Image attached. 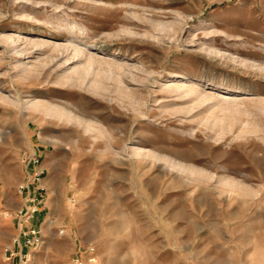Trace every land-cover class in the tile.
<instances>
[{
  "label": "rangeland",
  "instance_id": "374dc122",
  "mask_svg": "<svg viewBox=\"0 0 264 264\" xmlns=\"http://www.w3.org/2000/svg\"><path fill=\"white\" fill-rule=\"evenodd\" d=\"M76 258L264 264V0H0V264Z\"/></svg>",
  "mask_w": 264,
  "mask_h": 264
},
{
  "label": "built area",
  "instance_id": "2783aa9c",
  "mask_svg": "<svg viewBox=\"0 0 264 264\" xmlns=\"http://www.w3.org/2000/svg\"><path fill=\"white\" fill-rule=\"evenodd\" d=\"M26 159H28L29 164H31V166H33L35 169L32 168V173H30L32 177L28 180V182L22 183L20 185V191L24 192L26 189H28L30 191V194H32L31 185L33 183L40 182V179H41L42 174L44 173V170H40L36 168V166L40 164L41 162L40 156L37 153L27 156ZM36 189H43V188L36 187L35 191ZM29 197H31V195ZM33 200H35V198H30V201H33ZM36 212H37V208L30 209L26 207V211L24 212V209H22L20 213L22 214V216H26L25 221H29L33 219ZM39 242H40V231L36 226L32 224L30 226H27L26 228H22L20 235L14 241V246L12 248L14 250L11 251V256L19 255L20 261L25 263L26 261L29 260L30 248L37 246ZM20 247L24 248L25 250L19 251ZM85 254L87 255L88 262L90 263L97 262L95 245L92 244V245L87 246L85 250ZM75 261L78 264H83V261L80 258H76Z\"/></svg>",
  "mask_w": 264,
  "mask_h": 264
},
{
  "label": "crops",
  "instance_id": "0c3cea01",
  "mask_svg": "<svg viewBox=\"0 0 264 264\" xmlns=\"http://www.w3.org/2000/svg\"><path fill=\"white\" fill-rule=\"evenodd\" d=\"M21 250H22V251H24L25 249H24V248H22V247H20V248H19V251H21Z\"/></svg>",
  "mask_w": 264,
  "mask_h": 264
}]
</instances>
